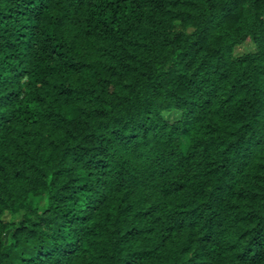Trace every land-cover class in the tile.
<instances>
[{
    "label": "clouds",
    "instance_id": "9594fccd",
    "mask_svg": "<svg viewBox=\"0 0 264 264\" xmlns=\"http://www.w3.org/2000/svg\"><path fill=\"white\" fill-rule=\"evenodd\" d=\"M17 9L0 264H264V0Z\"/></svg>",
    "mask_w": 264,
    "mask_h": 264
},
{
    "label": "trees",
    "instance_id": "16d2710c",
    "mask_svg": "<svg viewBox=\"0 0 264 264\" xmlns=\"http://www.w3.org/2000/svg\"><path fill=\"white\" fill-rule=\"evenodd\" d=\"M44 7L46 9L47 8V4H45ZM16 15H19V16L23 17L25 15V13L23 12L22 9H17L15 13L9 12V13L3 14L2 18H0V25L3 26V27H0V32H4V33H7L8 35H12V33L9 32V27L16 23V20L14 19V17ZM86 25H87V19H84L82 21V26H86ZM21 28L27 29L28 25L27 24H22ZM17 33L18 34L16 36V39L19 40L22 43H25L26 42V34H25V32L24 31H20L19 29H17ZM5 46L8 47V48H11L14 45H13V43L11 41H6L5 42ZM8 58L9 59H15V56L13 54L9 53V57ZM16 75L20 76V75H22V73L18 72V73H16ZM16 95H18V94L17 93H12V92L9 93V97L10 98H14ZM33 123H35V121H33ZM113 203H115V201H113ZM99 211L101 212V218H103V214L107 211V209L101 208ZM253 239L255 240V237ZM257 243H259L258 240H257ZM248 251L251 252L252 249L249 248ZM242 255L243 254H239L238 255V257H237L238 260L240 259V256H242ZM257 255H259V253H257Z\"/></svg>",
    "mask_w": 264,
    "mask_h": 264
}]
</instances>
